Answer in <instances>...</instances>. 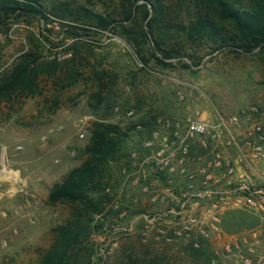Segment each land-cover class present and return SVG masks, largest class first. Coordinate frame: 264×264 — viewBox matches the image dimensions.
I'll use <instances>...</instances> for the list:
<instances>
[{
	"label": "rangeland",
	"instance_id": "1",
	"mask_svg": "<svg viewBox=\"0 0 264 264\" xmlns=\"http://www.w3.org/2000/svg\"><path fill=\"white\" fill-rule=\"evenodd\" d=\"M43 1L48 19L13 15L0 21V77L25 51L40 53L46 60L65 52L72 41L68 24H79L60 19L56 6L84 5L112 13L122 7L120 0ZM171 13L176 22L190 15L183 5ZM89 34L86 37L93 50L85 53V61L78 62L83 75L77 83L67 85L57 80V84L53 78H42L36 95L0 102V264H38L53 243V228L70 218L68 204L51 205L47 198L52 186L86 157L93 122L99 118L91 107L93 94L100 88L97 72L107 75L106 85L112 86L104 89L113 105L107 121L126 127L157 117L151 120V134L141 141L143 161L155 154L146 143L167 119L185 122L188 117H201L216 121L219 113L264 106V52L251 54L219 49L212 43L191 44L175 29L174 42L183 47L186 56L168 59L175 62L171 66L152 64L142 69L135 52L118 34L108 30ZM187 54L202 58L201 64L182 67L179 60H197L187 59ZM214 149H218L215 144L201 155V161L193 158L183 173L180 165L172 174L148 165L126 175L116 187L113 201L122 199L126 210L118 214L109 209L102 230L93 235L98 264H125L127 255L133 253L140 258L154 257L159 264L232 262L216 252L221 251L223 240L204 237L201 227L206 228V224L192 223L194 216L207 219L206 206L195 202L197 196L185 211L178 212L192 192L225 185L224 171L208 164L213 161L209 154ZM196 153L200 154L199 149ZM132 156L138 158L136 153ZM134 164L140 166L137 161ZM158 172L167 176L166 182L155 175ZM209 172L216 176L207 179ZM137 202L145 206V213L133 214ZM220 215L226 238L248 235L255 230L252 224L260 219L245 206L226 207ZM191 242L203 248L201 258L188 252Z\"/></svg>",
	"mask_w": 264,
	"mask_h": 264
},
{
	"label": "trees",
	"instance_id": "2",
	"mask_svg": "<svg viewBox=\"0 0 264 264\" xmlns=\"http://www.w3.org/2000/svg\"><path fill=\"white\" fill-rule=\"evenodd\" d=\"M120 4L122 7L116 10L117 13L96 11L84 5L75 8L69 4L56 6L60 19L79 24H68L67 32L72 41L61 56L50 60L42 59L37 52L21 53L0 77V102L36 95L42 78H53L67 85L77 83L83 75L78 62L85 61V53L93 50L86 36L98 30L121 36L143 64L142 69L152 64L171 66L175 62H167L168 59L186 56L183 47L174 42L175 29L191 44L212 43L219 49L251 54L264 52V0L246 3L242 0H120ZM182 5L190 15L176 22L171 12ZM48 13L43 0H0V21L13 15L48 19ZM187 56V59L197 60H179L182 67L201 64L202 58L194 54ZM96 78L100 88L93 94L95 102L91 107L99 118L93 122L90 142L85 147L86 157L52 186L47 198L51 205L68 204L71 215L66 222L53 228V243L38 264H98L93 235L102 230L109 209V212L120 214L127 208L122 199L113 202L117 198L116 187L136 168L156 166L155 161H143L141 141L151 134L152 121L157 117L151 116L126 127L107 121L113 105L111 95L104 89L112 86L106 85L107 75L97 72ZM134 135L139 138L137 141ZM201 150L204 151L199 148ZM133 153L138 158L133 157ZM135 161L140 166L135 167ZM141 162H144L142 166ZM155 175L163 182L167 181L166 175L159 172ZM118 203L120 206L115 208ZM133 208V214L146 212L140 202ZM187 249L197 258L205 253L193 242ZM127 261L125 264H159L154 257L140 258L135 253L128 254Z\"/></svg>",
	"mask_w": 264,
	"mask_h": 264
},
{
	"label": "built area",
	"instance_id": "3",
	"mask_svg": "<svg viewBox=\"0 0 264 264\" xmlns=\"http://www.w3.org/2000/svg\"><path fill=\"white\" fill-rule=\"evenodd\" d=\"M214 144L220 150H212L209 156L213 155V161L208 164L224 171L225 185L192 192L178 212L185 211L188 202L197 196L195 202L206 206L207 219L194 216L191 221L206 224V228L201 227L204 237L223 240L221 251L216 252L231 259L228 264H264V106L219 113L216 121L201 117H188L185 122L167 119L146 143L155 154L145 161H155L156 166L170 174L177 172L180 165L183 173L193 158L201 161ZM199 148L206 152L197 154ZM214 176L210 172L206 175L207 179ZM217 182L218 179L214 184ZM206 197L210 201L201 203ZM243 206L259 216L260 226L248 235L226 238L220 213L226 207Z\"/></svg>",
	"mask_w": 264,
	"mask_h": 264
},
{
	"label": "crops",
	"instance_id": "4",
	"mask_svg": "<svg viewBox=\"0 0 264 264\" xmlns=\"http://www.w3.org/2000/svg\"><path fill=\"white\" fill-rule=\"evenodd\" d=\"M255 216H256V214H255ZM257 222H258L257 224H252L251 227H253V229H257L260 226V224H259L260 223V219L257 218Z\"/></svg>",
	"mask_w": 264,
	"mask_h": 264
},
{
	"label": "water",
	"instance_id": "5",
	"mask_svg": "<svg viewBox=\"0 0 264 264\" xmlns=\"http://www.w3.org/2000/svg\"><path fill=\"white\" fill-rule=\"evenodd\" d=\"M210 201V199H209V197H206V198H202L201 200H200V202L201 203H208Z\"/></svg>",
	"mask_w": 264,
	"mask_h": 264
}]
</instances>
